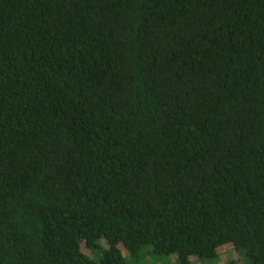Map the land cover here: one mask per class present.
Here are the masks:
<instances>
[{
  "label": "trees",
  "instance_id": "trees-1",
  "mask_svg": "<svg viewBox=\"0 0 264 264\" xmlns=\"http://www.w3.org/2000/svg\"><path fill=\"white\" fill-rule=\"evenodd\" d=\"M0 264H264V0H0Z\"/></svg>",
  "mask_w": 264,
  "mask_h": 264
},
{
  "label": "rangeland",
  "instance_id": "rangeland-1",
  "mask_svg": "<svg viewBox=\"0 0 264 264\" xmlns=\"http://www.w3.org/2000/svg\"><path fill=\"white\" fill-rule=\"evenodd\" d=\"M228 249H221V258H222V262H225L228 258L230 257H234V255H231V247H226Z\"/></svg>",
  "mask_w": 264,
  "mask_h": 264
}]
</instances>
